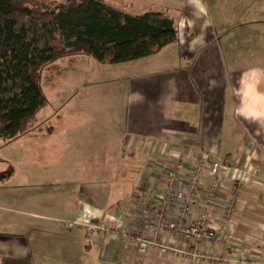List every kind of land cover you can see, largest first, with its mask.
Here are the masks:
<instances>
[{
  "label": "crops",
  "instance_id": "crops-1",
  "mask_svg": "<svg viewBox=\"0 0 264 264\" xmlns=\"http://www.w3.org/2000/svg\"><path fill=\"white\" fill-rule=\"evenodd\" d=\"M170 1L181 6L145 13L173 21L177 42L125 64L121 86L112 88L122 129L109 136L111 152L104 156L120 157L118 175L111 168L98 176L96 165L86 160L92 145L79 142L85 135H65L58 160L45 164L51 176H34L28 185L43 192H19L10 200V187H0V264H191L151 250L133 257L114 234L86 238L81 228L66 230L62 222L80 217L92 224L136 228L142 202L152 208L164 204L163 173L154 167L160 156L190 159L203 153L221 158L232 182L244 177L245 188L229 227L231 244L200 245L201 251L227 261L194 264H264V60L233 61L226 50V44L244 40V34L227 39L233 31L264 25V0ZM197 217L194 207L190 220ZM160 240L177 243L168 235Z\"/></svg>",
  "mask_w": 264,
  "mask_h": 264
},
{
  "label": "trees",
  "instance_id": "trees-1",
  "mask_svg": "<svg viewBox=\"0 0 264 264\" xmlns=\"http://www.w3.org/2000/svg\"><path fill=\"white\" fill-rule=\"evenodd\" d=\"M177 42L161 13L131 16L99 0H0V140L30 133L47 105L41 79L53 62L84 54L119 65L151 57Z\"/></svg>",
  "mask_w": 264,
  "mask_h": 264
},
{
  "label": "rangeland",
  "instance_id": "rangeland-1",
  "mask_svg": "<svg viewBox=\"0 0 264 264\" xmlns=\"http://www.w3.org/2000/svg\"><path fill=\"white\" fill-rule=\"evenodd\" d=\"M40 1L46 5H58L66 0ZM99 1L131 16L145 12H161L166 8L176 10L181 6L180 3L170 0ZM210 31L212 33L213 29ZM216 31L218 32V29ZM248 31H233L227 38L234 39L236 35L241 37L244 34L241 37L244 40L239 44H226L229 40L224 41L228 57L233 61L264 60V25ZM240 58L242 60H239ZM125 64H100L92 57L78 54L61 58L43 71L41 86L47 105L37 115L35 126H38V129L8 145L0 140V187H10V192L7 189L3 191L9 192L10 200L19 192L24 195L43 192L28 185L33 183L34 176L45 180L51 176L45 174L49 169L45 164L49 166L58 160L59 150H62L60 140L68 134L85 135L86 140L79 142L86 145L85 147L92 145V154L86 160L96 165L98 176H103L106 169L111 172V168L114 169V175H118L121 169L120 157H106L104 154L111 152L109 147H106L112 143L109 136L114 135L117 130V134H121L119 130L122 129V110L116 99L112 98V88L121 86L120 78ZM114 91H117V87ZM108 119L112 120L114 125L109 123ZM91 138L92 141L89 140ZM69 143L75 149H83L79 148L74 140H69ZM110 172L106 174L110 175ZM49 188L45 186V189Z\"/></svg>",
  "mask_w": 264,
  "mask_h": 264
},
{
  "label": "built area",
  "instance_id": "built-area-1",
  "mask_svg": "<svg viewBox=\"0 0 264 264\" xmlns=\"http://www.w3.org/2000/svg\"><path fill=\"white\" fill-rule=\"evenodd\" d=\"M155 170L161 171L165 183L164 204L152 208L142 202L139 225L136 228L111 227L103 222L92 224L78 217L62 222L66 230L81 228L86 238L114 234L133 257H143L149 250L165 257L196 262L227 261L218 253L201 251L202 243L231 244L229 229L243 199L244 177L232 182L221 158H208L206 154L187 159L175 156L161 157ZM233 183L229 197L221 203L227 185ZM197 208L198 217L190 220L191 209ZM174 211L169 213V209ZM217 211L220 215H216ZM168 235L177 243H165L160 239ZM123 264V263H119Z\"/></svg>",
  "mask_w": 264,
  "mask_h": 264
}]
</instances>
